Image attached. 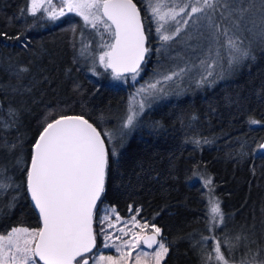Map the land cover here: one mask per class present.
<instances>
[{"label":"trees","instance_id":"1","mask_svg":"<svg viewBox=\"0 0 264 264\" xmlns=\"http://www.w3.org/2000/svg\"><path fill=\"white\" fill-rule=\"evenodd\" d=\"M134 1L150 49L141 73L149 75L147 68L165 67L162 51L180 40L186 25L181 23L173 40L162 42L149 0ZM53 2L59 10L60 0ZM224 2L233 14L241 4L259 7V0ZM28 5L29 0H0V32L22 34L20 41L0 37V234L40 226L26 185L32 146L47 122L77 114L102 133L117 128L122 133L115 143L105 138L106 190L97 203L94 227L103 206L122 218L140 209L137 220L159 227V239L169 249L161 264H218L207 259L215 257L217 240L228 260L262 264L264 153L255 148L264 141V42L247 30L230 33L250 48L248 59L229 66L221 52L219 79L145 103L135 126L125 129L131 83L112 82L110 69L93 70L81 53L77 17L52 21L43 12L22 14ZM175 67L165 71L170 75ZM251 119L260 123L251 124ZM209 178L212 184L206 185ZM210 198L223 214L218 225L210 221ZM225 240L233 247H226Z\"/></svg>","mask_w":264,"mask_h":264},{"label":"snow or ice","instance_id":"2","mask_svg":"<svg viewBox=\"0 0 264 264\" xmlns=\"http://www.w3.org/2000/svg\"><path fill=\"white\" fill-rule=\"evenodd\" d=\"M196 4L202 6H191L189 13L185 11V6H180L179 11L168 8L167 0H156L155 3L149 0L148 7L157 23L156 33L160 41L173 40L182 30L181 23L188 24V19L177 20L180 13L190 19L191 14L202 13L205 8L215 11L218 0H196ZM223 7L227 9L229 5L225 3ZM164 8L167 10H162ZM24 11L33 17L40 12L46 13L52 21L66 13L82 17L84 25L100 35V46L106 49L98 57L99 64L105 70L110 69L116 80L130 73L135 81L142 70L146 53L150 51L146 47L147 36L141 14L133 0H61L59 10L53 0H29L22 14ZM238 11L239 20H244L245 14H250L249 22L253 27L246 30L264 42V0H259V7L241 4ZM170 21L175 24L171 30L165 27ZM101 27L103 32L100 31ZM209 27L225 38L222 47L227 49L229 66L250 57V48L242 46L240 36L229 34L232 29L224 28L221 31L220 25L213 24L210 18ZM235 27L239 28L240 24L237 22ZM105 34L110 35L111 43L104 42ZM0 37L20 41L22 34L8 37L6 32H0ZM214 65V61L208 65L207 75L202 76L198 83L207 82V77L213 75L211 69ZM179 75L172 73L163 79L172 80ZM159 83L157 80L148 84L147 89L142 87L138 94L156 90ZM144 107L145 99H141L139 113L143 112ZM139 113L130 106L123 128H133ZM250 123L259 124L260 121L251 119ZM105 138L111 141V134L107 131L102 133L83 115H60L45 124L32 146L30 164L26 170L27 191L34 208L38 210L41 226L34 229L14 227L6 234H0V264H129L130 259L133 264H161L169 249L158 239L161 236L159 227L137 220L140 209H135L136 215L131 216L129 221H122L116 210L111 209L115 220L123 224L122 227H117L107 214L100 220L101 224L107 222V228H101L99 233L103 237V248H115L118 256L93 251L97 249L98 236L94 229L95 210L106 190L109 165ZM196 143L199 144V141ZM255 151L264 153V143H258ZM112 154L115 155V152ZM205 184L211 185L212 180L206 179ZM129 211H132L131 207ZM209 217L213 225L223 222L220 204L214 199L209 200ZM108 229H116L119 235L110 233ZM129 236L130 239H124ZM224 244L233 247L231 241L225 240ZM141 245L153 251H144ZM137 249L139 251L133 257V251ZM213 251L215 257L209 254L208 260L214 258L219 264H230L219 240L214 244ZM241 264H254V261H242Z\"/></svg>","mask_w":264,"mask_h":264},{"label":"rangeland","instance_id":"3","mask_svg":"<svg viewBox=\"0 0 264 264\" xmlns=\"http://www.w3.org/2000/svg\"><path fill=\"white\" fill-rule=\"evenodd\" d=\"M194 2L192 4H186L185 2L188 1H182V0H167V7L168 8H175L176 11H179L180 6H185V11L189 12L191 11V6H202L197 5L196 0H193ZM156 0H153V3H155ZM61 4V0H60ZM225 4L224 0H218L217 7L215 11L212 9L205 8L204 12L202 13H194L191 14V18L185 16L184 13H180L177 16V20L183 21L184 19H188V24L184 27L183 32L181 34L180 40L177 41L174 45H169L162 51V55L165 57L166 63L164 64L163 69H153L150 70L147 68V72H149V75H144L141 73V70L139 75L137 76L136 80L133 81L131 79V74H128V77H124L120 80H116L113 78H110V80L114 83H125L129 81L131 83V93L129 97V103L126 111V115L124 117L123 124L126 120L127 115H129V107H132L133 111H136L139 113V101L141 99H146L145 103H150L155 98H158L164 93H170L172 91H175L177 89H181L180 91H189L190 89H194L196 84H199L198 82L201 80L202 76L207 75L208 65L211 64L213 61L215 62L214 67L211 69L213 75L207 77V82L201 83L202 85H208L210 80L213 78V80H217L221 77V52L224 53L228 57V52L225 47H222L225 43V38L220 35L219 31L212 29L209 27V18L211 19V22L213 24H219L220 30L222 31L224 28H230L232 29V32H240L244 31L247 28H252L253 25L249 22L251 16L250 14H245L244 20H239V11L237 13H234V11L225 9L223 5ZM164 11L167 10V8L162 9ZM223 13V15H222ZM73 16L77 17V37L79 39V45L81 49V53L83 56L87 59L89 64L92 66L93 70H101L104 69L102 65L99 64L98 57L101 54L102 51L106 50L102 48L100 45L102 43L100 35L96 32V30L92 29L90 26L86 27L84 25L83 19L80 16H77L75 13H66L65 18ZM73 21V19H71ZM240 24L239 28L235 27L236 23ZM248 22L247 25H245ZM173 23V22H172ZM166 28H169L171 30L175 27L174 24H171V21L165 25ZM101 32H103V28L100 29ZM229 33V34H230ZM231 35V34H230ZM215 37V38H214ZM104 42L111 43V37L108 34H105L104 36ZM219 53V55H217ZM164 62V61H163ZM185 63L182 68H180L178 65L181 63ZM203 62V63H202ZM203 65V66H202ZM167 66H170L169 68ZM176 66L175 73H180L179 76H175L172 80L165 81L163 77L165 75H168V72L165 71L168 69H171L172 67ZM202 66V67H199ZM150 68H152L150 66ZM168 68V69H167ZM183 69V72L181 70ZM103 73L102 71H99ZM171 75V74H170ZM159 80L160 82L156 86V90H149V92L139 93L138 90L142 87L147 89L148 84H150L152 79ZM162 89V91H161ZM135 97V99H133ZM145 108V107H144ZM123 127V125H122ZM111 143H115V140L121 133L120 128L112 131L111 133ZM213 199V198H210ZM112 207L103 206L100 214L96 218V224L95 230L98 233V237H100L101 244L97 247V249H94L93 251L97 254H104V255H113L118 256L119 253L116 252L115 248H103V237L99 235L101 228H107V222L101 224L100 220L104 215H109V219L117 224V227H122V223H118L115 220V214L111 212ZM130 217H121L122 221H129ZM141 223H144L143 221H140ZM23 227V226H18ZM29 228V227H27ZM38 228V227H37ZM34 229V228H29ZM11 230V229H10ZM9 230V231H10ZM110 233H115L116 235H119V233L116 231V229H108ZM136 231H139V229H136ZM6 234V233H5ZM131 237H124V239H130ZM112 241H109L111 243ZM117 244L120 243V241H116ZM141 249L144 251L152 252L153 249H147L144 248L143 245H141ZM139 251V249L133 251V257L135 256L136 252ZM230 261V260H229ZM129 264H133V261L130 259ZM219 264V262H218ZM230 264H239V262L236 261H230ZM241 264V263H240ZM264 264V262H262Z\"/></svg>","mask_w":264,"mask_h":264},{"label":"water","instance_id":"4","mask_svg":"<svg viewBox=\"0 0 264 264\" xmlns=\"http://www.w3.org/2000/svg\"><path fill=\"white\" fill-rule=\"evenodd\" d=\"M133 2L135 3L134 0H133ZM136 5H137V4H136ZM137 8H138V6H137ZM138 10H139V8H138ZM139 11H140V10H139ZM128 74H130V73H128ZM125 75H126V74H125ZM66 115L72 116V115H77V114H66ZM56 118H57V117H56ZM49 122H50V121H49ZM89 122H90V121H89ZM90 123H91V122H90ZM41 131H42V130H41ZM38 136H39V135H38ZM38 136H37V138H38ZM37 138H36V139H37ZM35 141H36V140H35ZM263 143H264V141H263ZM29 164H30V161H29ZM28 166H29V165H28ZM29 196H30V194H29ZM30 199H31V197H30ZM31 202H32V200H31ZM32 204H33V202H32ZM33 206H34V205H33ZM36 211H37V213H38V210H36ZM38 215H39V214H38ZM40 226H41V222H40ZM40 226H39V227H40ZM158 239H159V237H158ZM143 247L146 248V246H144V245H143ZM147 249H148V248H147Z\"/></svg>","mask_w":264,"mask_h":264}]
</instances>
